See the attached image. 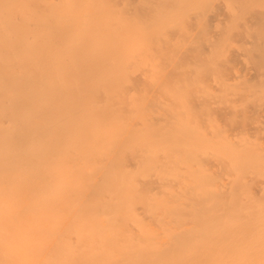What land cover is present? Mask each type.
Masks as SVG:
<instances>
[{"label":"bare ground","instance_id":"1","mask_svg":"<svg viewBox=\"0 0 264 264\" xmlns=\"http://www.w3.org/2000/svg\"><path fill=\"white\" fill-rule=\"evenodd\" d=\"M0 264H264V0H0Z\"/></svg>","mask_w":264,"mask_h":264},{"label":"rangeland","instance_id":"2","mask_svg":"<svg viewBox=\"0 0 264 264\" xmlns=\"http://www.w3.org/2000/svg\"><path fill=\"white\" fill-rule=\"evenodd\" d=\"M193 24L192 23H189L188 24V27L192 28Z\"/></svg>","mask_w":264,"mask_h":264}]
</instances>
